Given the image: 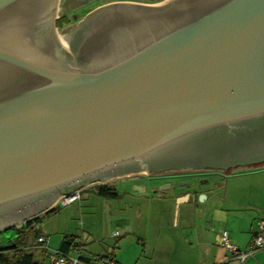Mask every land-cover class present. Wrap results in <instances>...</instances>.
Masks as SVG:
<instances>
[{
	"label": "water",
	"instance_id": "1",
	"mask_svg": "<svg viewBox=\"0 0 264 264\" xmlns=\"http://www.w3.org/2000/svg\"><path fill=\"white\" fill-rule=\"evenodd\" d=\"M0 0V231L131 172L264 161V0ZM204 193H200L202 199Z\"/></svg>",
	"mask_w": 264,
	"mask_h": 264
},
{
	"label": "rangeland",
	"instance_id": "2",
	"mask_svg": "<svg viewBox=\"0 0 264 264\" xmlns=\"http://www.w3.org/2000/svg\"><path fill=\"white\" fill-rule=\"evenodd\" d=\"M110 1L114 0H59L55 18L59 38L92 8ZM128 1L157 3L164 0ZM216 177L215 197L206 200L199 211L207 207L211 209L214 205L222 206L223 200L228 199L236 203H247L253 207L251 203L254 202L255 192L260 196L264 190V161L233 167L215 175ZM162 180L150 178L143 170L115 175L105 181L81 184L77 186L83 187L79 199L66 205L59 204L56 211L51 214L45 215L46 211L39 213L43 215L39 227L48 231V236H51L53 241L68 231L81 233L85 224L81 225L80 222L92 225L93 220L95 234L112 244L116 254L124 257L130 264H147L145 257L139 256L141 249L142 255L145 256V250L148 251L149 246L160 243L157 238L158 232L146 224L147 214H151L155 220H158V217L161 221L168 219L167 225L177 216L174 200L169 199L168 196L170 191L159 196L160 194L154 189L155 185L161 186L158 183ZM182 180L183 178L178 177L174 179L175 184L179 185H182ZM104 182L110 183V186L117 191V197H103L96 193L95 184ZM137 184L142 187L138 188ZM250 192H254L253 195H250ZM197 200L199 202L201 200L199 195ZM13 227L0 231V244L8 243L14 234ZM114 229H118V236L111 235Z\"/></svg>",
	"mask_w": 264,
	"mask_h": 264
},
{
	"label": "crops",
	"instance_id": "3",
	"mask_svg": "<svg viewBox=\"0 0 264 264\" xmlns=\"http://www.w3.org/2000/svg\"><path fill=\"white\" fill-rule=\"evenodd\" d=\"M179 178H183L182 183L186 184V179H184L186 176L181 175ZM125 179L131 180V178ZM182 185L176 184L168 195L169 199L174 200L177 212L176 218H173L169 225H167L168 219L161 221L158 217V220H155V217L147 214L148 223L146 224L158 232L157 238L160 243L149 246L148 251L145 250V256L142 255L141 249L139 256L145 257V263L264 264V248L252 252L244 261H239L230 251L219 245L217 240L218 229L224 227L228 230L229 240L233 244L241 250L248 249L252 236L257 230V221L264 218V190L260 196H257L255 192L254 202L251 203L253 207L247 203H236L228 199L223 200L222 206L214 205L211 209L207 207L199 211L201 205H205L206 200L215 197V189L212 187L211 189H199L193 184ZM137 186L142 187L138 184ZM200 193H204L205 196L199 202L197 196ZM252 193L254 192H250V195H253ZM40 222L36 224L38 233L48 236V231L40 229ZM94 223L93 220L92 225L80 222L81 225L85 224V227L79 234L68 231L53 241L51 236H48L47 244L51 248H59L65 236H69L72 238L71 245L66 252L71 255L79 254L82 264H101L106 257L114 258L118 264H130L128 260L114 252L112 244L105 242L102 237L95 234ZM27 246L33 247L42 264H49L47 252L40 251L36 241L28 242ZM77 247L81 249L77 250Z\"/></svg>",
	"mask_w": 264,
	"mask_h": 264
},
{
	"label": "built area",
	"instance_id": "4",
	"mask_svg": "<svg viewBox=\"0 0 264 264\" xmlns=\"http://www.w3.org/2000/svg\"><path fill=\"white\" fill-rule=\"evenodd\" d=\"M83 187L75 188L71 191L61 193L55 204L66 205L72 203L80 198L81 190ZM54 204V205H55ZM26 221L20 224L18 227L23 225ZM112 236L119 235L118 229H114L111 233ZM217 240L219 245L231 252V254L237 258L239 261H244L252 252L264 248V218H261L257 221V230L252 236L249 247L247 250L239 249L235 244L229 240V232L226 228L220 227L217 233ZM36 242L40 248L46 250L48 254L49 264H82L80 255H71L66 251H63L59 248H51L48 246V237L44 233H38ZM81 247H77V250H80ZM101 264H118L114 258L106 257L102 260Z\"/></svg>",
	"mask_w": 264,
	"mask_h": 264
},
{
	"label": "trees",
	"instance_id": "5",
	"mask_svg": "<svg viewBox=\"0 0 264 264\" xmlns=\"http://www.w3.org/2000/svg\"><path fill=\"white\" fill-rule=\"evenodd\" d=\"M95 191L103 197H117V191L110 186V183L95 184ZM59 204L49 208L44 214L48 215L56 211ZM43 215H36L29 218L20 227H13V235L8 243L0 245V264H40L36 252L32 246H27L28 242H35L38 234L36 224L39 223ZM69 236H65L59 249L67 251L71 245ZM40 251L46 252L43 248Z\"/></svg>",
	"mask_w": 264,
	"mask_h": 264
},
{
	"label": "flooded vegetation",
	"instance_id": "6",
	"mask_svg": "<svg viewBox=\"0 0 264 264\" xmlns=\"http://www.w3.org/2000/svg\"><path fill=\"white\" fill-rule=\"evenodd\" d=\"M75 25V24H74ZM73 25V26H74ZM72 26V27H73ZM71 27V28H72ZM71 28L64 33L68 32ZM58 33V32H57ZM254 164V163H250ZM248 165V164H246ZM243 166V165H238ZM237 167V166H234ZM233 167L228 168H213V167H203V168H193V167H185V168H178V169H167L161 171H151L147 173L150 178H161L163 179L160 184L161 186L155 185L154 189L156 192L161 194H166L169 191L173 190L176 186L174 179L179 178V176H186V184L182 183L183 185H190L193 184L194 186L198 187L199 189H216L215 185L217 183V177L215 175L221 174L222 171L228 170Z\"/></svg>",
	"mask_w": 264,
	"mask_h": 264
},
{
	"label": "bare ground",
	"instance_id": "7",
	"mask_svg": "<svg viewBox=\"0 0 264 264\" xmlns=\"http://www.w3.org/2000/svg\"><path fill=\"white\" fill-rule=\"evenodd\" d=\"M59 41H60V43H61L63 46L66 45V40H65V38H63V36H60Z\"/></svg>",
	"mask_w": 264,
	"mask_h": 264
}]
</instances>
